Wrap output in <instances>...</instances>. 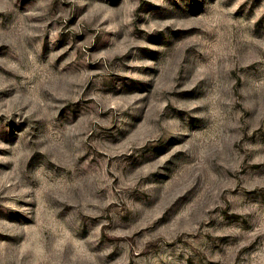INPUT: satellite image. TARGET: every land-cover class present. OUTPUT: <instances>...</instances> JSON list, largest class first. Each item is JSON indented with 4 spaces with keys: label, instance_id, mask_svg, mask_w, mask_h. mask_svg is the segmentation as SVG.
<instances>
[{
    "label": "rangeland",
    "instance_id": "obj_1",
    "mask_svg": "<svg viewBox=\"0 0 264 264\" xmlns=\"http://www.w3.org/2000/svg\"><path fill=\"white\" fill-rule=\"evenodd\" d=\"M0 264H264V0H0Z\"/></svg>",
    "mask_w": 264,
    "mask_h": 264
}]
</instances>
